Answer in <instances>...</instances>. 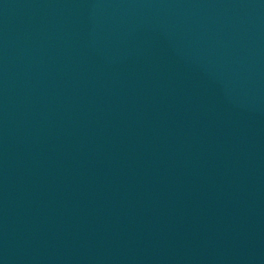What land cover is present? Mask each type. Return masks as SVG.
I'll use <instances>...</instances> for the list:
<instances>
[{
	"label": "water",
	"instance_id": "95a60500",
	"mask_svg": "<svg viewBox=\"0 0 264 264\" xmlns=\"http://www.w3.org/2000/svg\"><path fill=\"white\" fill-rule=\"evenodd\" d=\"M0 264H264V0H0Z\"/></svg>",
	"mask_w": 264,
	"mask_h": 264
}]
</instances>
